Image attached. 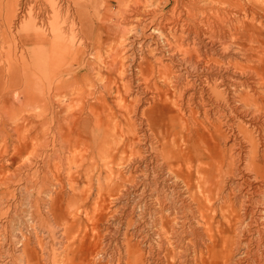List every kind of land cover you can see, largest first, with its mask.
Segmentation results:
<instances>
[{"label":"bare ground","instance_id":"obj_1","mask_svg":"<svg viewBox=\"0 0 264 264\" xmlns=\"http://www.w3.org/2000/svg\"><path fill=\"white\" fill-rule=\"evenodd\" d=\"M1 153L0 264H264V0H0Z\"/></svg>","mask_w":264,"mask_h":264},{"label":"rangeland","instance_id":"obj_2","mask_svg":"<svg viewBox=\"0 0 264 264\" xmlns=\"http://www.w3.org/2000/svg\"><path fill=\"white\" fill-rule=\"evenodd\" d=\"M10 153V151H8ZM0 197L4 200V206L7 204H12L15 206L14 213H7V218H0V225L4 223L5 229H0V258L13 257L21 249L19 246V240H31L33 243L34 239H45L38 236L39 234L34 229V224H27L24 214H20L24 210V197L18 196L20 190L18 184L12 183L10 176L15 169L10 160V156L7 154H0ZM20 162V161H19ZM4 171V172H2ZM17 185V186H16ZM8 190V191H7ZM23 194V192H22ZM93 212H88L86 218L84 214L80 216V219L76 220L74 223V231L77 232V241L80 243L81 255L87 254L88 243L92 240V234L90 232V227L93 224V219H97V216H93ZM4 216V215H0ZM14 217V219L10 218ZM8 226H7V222ZM99 228L103 230L105 219L100 220L99 218ZM103 225V227H102ZM37 234V236L35 235ZM23 242V241H21ZM32 248L27 249V254H32L36 258L40 256V251L34 245Z\"/></svg>","mask_w":264,"mask_h":264}]
</instances>
